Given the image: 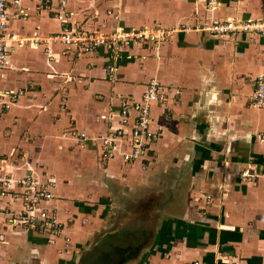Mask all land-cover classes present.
<instances>
[{"label":"crops","instance_id":"0c3cea01","mask_svg":"<svg viewBox=\"0 0 264 264\" xmlns=\"http://www.w3.org/2000/svg\"><path fill=\"white\" fill-rule=\"evenodd\" d=\"M20 2L27 14L10 18L9 34L61 30L54 4ZM64 6L72 30L171 33L157 44L130 41L115 56L59 42L10 43L0 89L23 93L0 108V170L52 177L48 205L63 229L49 243L1 211L0 264H264V107L251 98L264 69V34L205 30L215 21L264 20V0H219L216 10L204 0ZM150 79L163 95L150 107L159 137L133 162L103 160L100 137L120 126V103L139 100ZM245 171L258 176L242 178ZM6 205L20 208L0 201Z\"/></svg>","mask_w":264,"mask_h":264},{"label":"built area","instance_id":"2783aa9c","mask_svg":"<svg viewBox=\"0 0 264 264\" xmlns=\"http://www.w3.org/2000/svg\"><path fill=\"white\" fill-rule=\"evenodd\" d=\"M207 9L216 10L219 0H204ZM44 7L53 9L56 17L60 19L61 30L51 33L46 37L34 35L32 37L19 38L9 34L7 31L8 22L12 17H25L26 11L21 6L20 0H0V83L2 69L6 64L10 43L17 45L28 44L31 47L37 46L40 42H59L65 48L73 47L82 53H90L104 48L109 56H115L120 52L122 45L130 41L157 44L164 40L171 33L158 27H143L138 29L113 28L107 32H83L72 30L68 27V16L64 0H44ZM205 30L215 35H226L228 33L253 32L264 34V20L260 21H238L227 20L225 22H212L205 27ZM54 54L49 55L53 59ZM107 75L111 73V64L106 65ZM142 92L138 101L127 102L123 99L119 107L120 126L111 130L99 139L100 157L103 160L113 159L117 156L123 162L130 163L145 156L149 146L160 134L159 128H153L150 104L152 101H162L163 95L158 90L155 80H150ZM23 93L21 90L0 89V108L9 109L10 105L17 101ZM252 104L255 107H264V69L258 73L252 81L251 92ZM264 138V132L259 135ZM77 143H83L85 134L78 132L74 134ZM94 140V139H93ZM98 141L97 139L94 140ZM264 176V174H261ZM258 174L254 172H242L241 177L254 179ZM55 180L52 177L38 178L31 171L15 179L0 170V201L18 203V210L0 206V212L9 214L12 223L19 227L36 232L46 233L48 242L60 236L63 225L58 219L57 210L48 204L52 198V189ZM208 198V197H207Z\"/></svg>","mask_w":264,"mask_h":264},{"label":"rangeland","instance_id":"374dc122","mask_svg":"<svg viewBox=\"0 0 264 264\" xmlns=\"http://www.w3.org/2000/svg\"><path fill=\"white\" fill-rule=\"evenodd\" d=\"M141 43H142V44H146V43H144L143 41H142ZM148 43H149V42H148ZM150 43H151V42H150ZM150 80H152V79H150ZM150 80H148L146 83H148ZM145 87H146V86H145ZM144 89H145V88H144ZM141 95H142V94H141ZM140 99H141V97H140ZM140 99H139V100H140ZM135 101H138V100H135ZM152 103H156V102H155V101H152L151 104H152ZM151 104H150V107H151ZM125 210H126V208H125ZM128 210H129V208H128ZM127 212H128V211H127Z\"/></svg>","mask_w":264,"mask_h":264}]
</instances>
